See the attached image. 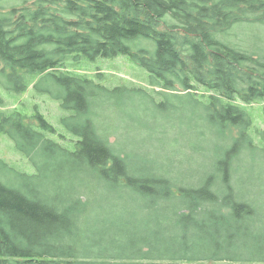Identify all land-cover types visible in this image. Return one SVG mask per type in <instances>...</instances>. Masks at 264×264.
<instances>
[{
	"label": "trees",
	"instance_id": "obj_1",
	"mask_svg": "<svg viewBox=\"0 0 264 264\" xmlns=\"http://www.w3.org/2000/svg\"><path fill=\"white\" fill-rule=\"evenodd\" d=\"M241 23L264 25V0H35L0 8V88L25 95L34 84L65 113L57 127L37 105L0 109V137L35 171L0 158V264H264V55L221 39ZM120 56L144 69L152 93L110 88L102 73L75 69L83 59ZM138 95L161 115L177 112L170 99H182L216 129L198 185L178 186L175 177L172 184L167 165L169 172L136 154L153 134H140L131 154L110 142L100 110ZM94 190L115 202L95 205ZM115 212L136 222L134 236L112 246L81 243L84 226L105 229Z\"/></svg>",
	"mask_w": 264,
	"mask_h": 264
},
{
	"label": "rangeland",
	"instance_id": "obj_2",
	"mask_svg": "<svg viewBox=\"0 0 264 264\" xmlns=\"http://www.w3.org/2000/svg\"><path fill=\"white\" fill-rule=\"evenodd\" d=\"M35 0H0V8L5 11H10L11 8L16 7L21 9L24 5L32 6ZM221 39L225 43L235 44L234 47L264 55V25L260 23H241L237 24L229 32V35L222 36ZM238 46V47H237ZM73 66L72 68H74ZM75 69L79 73L89 77L95 76L98 72L104 75L106 85L110 88L118 86H126L129 88L142 89L152 93V86L149 84L148 75L144 69L133 64L125 56H120L116 59H97L96 61L81 60L76 64ZM0 95L3 97L4 111L14 110L20 106L31 108L37 105L40 111L57 127H60V118L65 115L61 110L58 102L52 100L48 95L39 93L34 84L29 88L25 95H18L7 92L0 88ZM159 101L160 97L153 98ZM172 104L177 106V112H169L165 110L164 113H155L147 103L148 101L138 95L131 97V103L122 106L121 109H110L109 112L100 110L101 118L100 123L102 127L110 128L113 134L110 136V142L115 145L123 154H131L135 139L143 133L153 134V142L148 143L147 146H142L136 154L145 156V159L155 163L159 169L162 167L163 171L172 172V178H176L178 186L198 185L200 178L203 176L204 166L211 164L208 162L209 156L213 155L210 152L212 140L216 137L214 128L207 126L200 116H203L201 109L198 112L190 107L182 99H170ZM193 109L195 112L191 111ZM256 115L260 111V107L255 106L249 109ZM204 118V116H203ZM262 129L264 126L259 122ZM109 130V131H110ZM236 132V131H235ZM157 137H165L164 142L157 141ZM140 138V137H138ZM175 138V140H174ZM231 144L230 142H227ZM214 144H212L213 146ZM73 144H70L72 148ZM194 147V148H193ZM168 151H171L169 153ZM179 152L174 156L173 153ZM0 158L13 164L17 169L33 174L35 171L30 165L28 160L16 151L12 141L6 135L0 137ZM170 159V160H168ZM137 160V158H136ZM246 158H241L239 162L245 163ZM139 163H146L145 160ZM171 163V164H170ZM169 167H167V166ZM257 169V167L255 168ZM175 179L172 184L176 181ZM180 181V182H179ZM114 197H106L97 190L93 191L91 196L92 202L97 205L105 202L106 199L112 200ZM115 202V201H114ZM169 204L170 202L165 201ZM100 213L95 212V216H101ZM163 226L169 225V228L174 230L178 226L171 225L166 221H162ZM176 224V222H175ZM105 229L99 226L90 225L89 229L84 226L82 229V244H95L98 243L101 247L105 245L112 246V240L116 239L119 242L127 241L129 236L136 234L138 226L136 222L130 220L129 217L121 218L119 212L107 217V222L103 224ZM262 229L259 228L260 234ZM175 232V231H174ZM162 237L167 241L174 237L168 233L163 232ZM223 235L228 237L226 230L223 229ZM182 236V235H180ZM191 240L209 241L208 236L193 238L189 234ZM99 247V246H98ZM99 250V248H96ZM98 253V252H97ZM209 255L208 253L205 254ZM182 258V257H181Z\"/></svg>",
	"mask_w": 264,
	"mask_h": 264
}]
</instances>
